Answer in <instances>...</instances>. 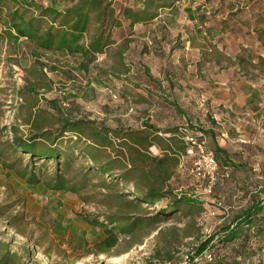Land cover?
Masks as SVG:
<instances>
[{
    "label": "rangeland",
    "instance_id": "obj_1",
    "mask_svg": "<svg viewBox=\"0 0 264 264\" xmlns=\"http://www.w3.org/2000/svg\"><path fill=\"white\" fill-rule=\"evenodd\" d=\"M35 1L38 3L27 2L36 9L42 8L41 3L58 10L72 3V0ZM211 1L224 11L230 7L236 10L237 20H230L232 30H237L235 37L239 30L238 20L254 21L260 45H255L253 64L243 57L238 60L241 71H237V80L254 90L255 100L261 101L264 98V62L257 57H264V0ZM134 2L130 4L137 9L138 0ZM184 4H188L189 9L160 12L155 23L148 27L147 40H143L144 35L128 34L123 40L127 44L119 45L128 47L131 44L125 58L118 57L119 47L114 46L107 53L110 58L98 59L94 64L97 72L111 69L126 72V63L136 69L138 64L153 65L149 54H168L170 72L210 70L201 72V105L209 104L208 99L215 95L212 84L218 80L217 75L223 73L215 70L230 67L233 61L229 56H220L219 49L213 45L215 38L204 35L199 24L204 17L214 22L215 15L205 16L197 10L201 0H187ZM209 29L214 30V27L209 25ZM37 51L28 40H10L0 24V264H178L184 251L219 233L243 210L249 200L248 192L264 200V142L261 146H252L244 138L241 139L246 143L239 144L241 162L236 165L242 167L240 175H236V168L230 171L229 166L227 178L217 176L215 181L196 180L186 171L175 173L165 190L180 196L182 202L165 209L159 203L143 204L144 210L138 214L136 210L125 209L124 204L131 197L124 195L132 192L131 186L120 185L113 177L109 179L89 169L92 165L86 156L69 152L76 142L74 139L72 143L66 139V147L59 148V161L31 162L28 154H21L11 143L17 139L26 141L31 136V129L25 124L28 116H42V123L51 126L54 132L58 114L52 108H60L68 117L93 121L95 127L108 129L112 134L114 130L131 132L136 127L135 118L148 116L150 111L149 99L146 103L139 101L133 86L125 87L123 92L117 91L114 85L81 91L75 83H69L73 58L69 59L65 53L53 58V54ZM233 51L231 47L226 53ZM142 53L147 54L143 56ZM210 60L218 67H212ZM71 76V79L77 78ZM198 100L199 93L195 89L190 100L193 115L197 114ZM46 101L52 102V108ZM116 139L106 148L111 154L118 152L120 147ZM84 146L82 140L77 141L76 148ZM101 151L100 161H103L107 150ZM115 168H120V164ZM58 178L68 182L70 189H53ZM236 178L238 182L242 179L241 185ZM133 179H136L135 174ZM192 196L199 200L198 203L185 205L184 200ZM218 200L228 206V216L222 211L209 216L212 203ZM163 210H170L168 219L161 215ZM105 214H133L134 217H128L130 220H145L146 225L138 226L129 239L122 237L109 255L99 254L96 245L104 238V233L90 222H101ZM232 244L224 246L230 248Z\"/></svg>",
    "mask_w": 264,
    "mask_h": 264
},
{
    "label": "trees",
    "instance_id": "obj_2",
    "mask_svg": "<svg viewBox=\"0 0 264 264\" xmlns=\"http://www.w3.org/2000/svg\"><path fill=\"white\" fill-rule=\"evenodd\" d=\"M27 1L0 0V24L8 38L15 41L20 38L28 40L36 49L44 53L59 52L67 55H80L85 65L93 62L96 55L103 53V49L112 44L111 29L120 25L118 17L115 16L112 0H72L70 6L68 5L64 11L57 10L53 6L34 9ZM176 1L179 0H140L141 8L126 7L120 15L128 20L131 26L150 22L157 18L160 10L171 7ZM29 93L35 94L33 90H29ZM46 104L49 107L53 106L52 102L46 101ZM52 109L58 114L55 120L57 128L54 132L51 126L42 123L40 118L42 116L38 115L36 118L28 116L25 124L31 129V136L26 141L17 139L11 142L13 148L21 154H28L31 162L50 159L59 161L61 157L59 148L66 147L64 144L66 139L70 142L74 139L76 142L68 150L86 156L92 165L89 169L109 179L113 177L114 181L120 185L131 186L132 192H126L127 195H124L131 197L124 204L126 210H136L138 214L144 210L143 204L150 206L159 203L165 209L168 205L182 202L180 196L170 194L165 190L164 183V180L169 178L170 167L177 166V155L181 154L182 150L175 149L173 145L176 153L171 152L170 146L166 150L176 156L166 154L161 158L144 156L139 154L134 146L147 145L148 135L131 131L123 137L130 143L125 150L127 157L125 158L124 155L120 157L124 161L123 164L119 160V150L111 154L106 149L113 143L112 137L118 140L117 131L114 130L111 134L108 129L95 127L96 124L93 121L72 119L64 110ZM44 114L41 112V115ZM195 132L199 133L197 130ZM200 135L205 140L206 146L214 153L219 171L218 177L227 178L229 173L227 169L230 168L232 171V166L219 156L222 150L216 145L212 149L206 136ZM81 140L85 146L81 149L76 148L77 141ZM118 143L120 146L124 144V142ZM184 147L187 148L185 144ZM101 150H107L103 161H100L102 160ZM116 164H120V168L116 169ZM145 170L153 171L155 180H150ZM154 172H159L160 179L155 177ZM134 174L136 179H133ZM138 185L146 187L139 188ZM53 189L70 188L68 182L63 178H58L53 184ZM171 196L173 200L169 201ZM247 196L249 200L246 206H239L240 209L243 207V210H240L228 225L219 233L208 236L189 247L183 252L184 254L182 253V256L194 251L197 257H202L203 253L208 251L211 261L201 258L197 264H264V200L259 199L260 201L256 202V196H251V192H248ZM197 201L199 200L192 196L185 199L184 204H197ZM168 212L170 210H163L161 215L168 219ZM103 217L104 220L101 222H90L92 226L101 229L104 233V238L96 245L99 254L109 255L122 237L129 239L138 226L146 225L145 220L142 222L135 220L136 218L130 220L128 217H134L133 214L128 216L105 214ZM226 243L234 244L228 248L224 246ZM182 256L178 258V264L181 263ZM189 264L194 263L190 260Z\"/></svg>",
    "mask_w": 264,
    "mask_h": 264
},
{
    "label": "crops",
    "instance_id": "obj_3",
    "mask_svg": "<svg viewBox=\"0 0 264 264\" xmlns=\"http://www.w3.org/2000/svg\"><path fill=\"white\" fill-rule=\"evenodd\" d=\"M28 1L34 4L38 3L35 0ZM134 1L137 0H112L115 16L118 17L120 25L111 29L110 40L112 44L105 47L103 53L96 55V59L93 62L85 65L80 55L65 54L69 59L73 58L71 66L74 68H69L71 72H69V83H75L77 88L79 87L83 92H88V89L90 90L91 87L101 86L102 88H106L108 85L110 88L114 85L117 91L122 90L123 92L125 87L133 86L134 95L139 98V101L146 103L149 99V115L136 117V127L131 130L135 133L147 134L148 144L144 146L136 145L134 149L144 156L157 158H161L165 154L171 155L170 151L166 150L168 146H170L171 152L176 153L175 149L182 150V153L177 155V166H171L168 171L169 178L164 180L165 188L174 178L175 173L179 174V172L183 171L180 167L181 162H184L187 166L191 163L190 158L185 155L187 148L184 147L182 135L179 133L181 128H187L189 132L197 130L200 134H204L211 148L213 149L214 145L218 146L222 150L219 156L232 166L231 169L236 168V175H240L242 167L241 165L236 166L241 162V147L238 139L244 138L248 142V145L252 146H261L260 143L264 142V98L261 101L255 100L254 90L248 89L247 86L237 80V71H241L237 63L238 60H241L243 57L246 62L253 64L255 62V45H260L256 36L254 21L238 20L239 30L237 37H235L237 30H232L230 20H237L236 10L230 7L229 10L224 11L223 7H220L211 0H201V6L197 10L201 11L205 16H209L210 14L215 15L214 22H210V17H204L199 22L200 26L203 27V34L215 38L213 45L219 49L220 56H229L233 61V65H230V67L221 69L214 63V60H210L212 67H218L215 72L223 73L218 74V80H215L214 84H212V92L215 93L214 97L211 99L207 98L209 104L203 107L201 105V72H210V70L201 68V72H170L171 59H168V54L166 56L164 54H149L148 58L152 60L153 65L145 63L142 66L138 64L136 69L126 63V72H117L112 69L97 72V66L94 64L98 59L110 58L107 53L109 50H112V47H119L117 50L118 57L125 58L131 44H128V47H120L119 45L127 44L123 40L126 39L128 34L144 35L143 40H147L149 37L148 27H151L155 23L160 16V12L189 9L188 4H184L187 0H179L174 2L171 7L160 10L156 19L131 26L130 22L125 20L120 13L124 8L132 7L130 3L133 2L135 4ZM139 1L137 8H141ZM39 5L40 7L47 6L41 3ZM67 7L64 6L59 10L64 11ZM32 8L35 9V7ZM209 25H212L214 30H210ZM152 41L154 42L153 38ZM231 47H233L234 51L231 54H227L226 51L229 48L231 49ZM37 52L41 54H53V58H59L61 57L60 55H63L59 52L44 53L40 50ZM146 54L142 53L143 56ZM79 59H81L80 63ZM257 60L264 61V57L258 56ZM71 74L77 78L73 79V77L71 79ZM76 79L77 82H75ZM195 89L199 93V100L197 114L193 115L190 111V100L191 92H194ZM205 96H207L206 93ZM66 101L76 102L74 99H66ZM62 104L65 105L64 102ZM207 114L209 118H207ZM129 132L126 129L124 132L117 131L118 140L116 139V141L124 142L118 148L120 152L119 160L123 164L124 161L120 157L122 155L125 158L127 157L125 150L130 145L123 137ZM112 140H114L113 137ZM159 141H162V144ZM171 156H176V154ZM127 168H129V165H127ZM144 172L149 175L150 180H155L153 179V171L145 170ZM158 174L159 172H154L155 177L160 179ZM236 180L238 185H241L239 182L242 179L239 182L237 178ZM138 186L139 188L146 187ZM255 201L258 202L260 200L255 197Z\"/></svg>",
    "mask_w": 264,
    "mask_h": 264
},
{
    "label": "built area",
    "instance_id": "obj_4",
    "mask_svg": "<svg viewBox=\"0 0 264 264\" xmlns=\"http://www.w3.org/2000/svg\"><path fill=\"white\" fill-rule=\"evenodd\" d=\"M179 133L182 135L183 143L187 146L186 156L191 159L188 168H186L184 162H181V169L196 180L207 179L208 181H215V178L219 175L218 166L214 153L206 146L205 140L201 138L199 133L195 131L189 132L187 128H181ZM238 142L240 144L246 143L241 138L238 139ZM210 210L209 216L213 217L220 211L228 214L229 209L222 201L218 200L212 203ZM201 258L206 261H211L208 251H205L202 257H197L194 251H190L189 254L182 256V261L179 264H189L190 260H192V263L197 264Z\"/></svg>",
    "mask_w": 264,
    "mask_h": 264
}]
</instances>
